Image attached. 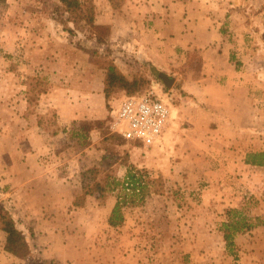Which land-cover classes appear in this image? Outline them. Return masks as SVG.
<instances>
[{
	"label": "rangeland",
	"instance_id": "374dc122",
	"mask_svg": "<svg viewBox=\"0 0 264 264\" xmlns=\"http://www.w3.org/2000/svg\"><path fill=\"white\" fill-rule=\"evenodd\" d=\"M82 1L95 9L96 24L110 27L102 44L90 25L57 12L59 0L0 1V206L9 207L28 241L23 255L14 258L4 252L0 230V264L56 261L35 250L46 248L39 230L46 224L63 237L70 264H264V229L257 230L264 226V177L240 176L239 183L238 174H223L233 155L226 134L219 135L224 142L211 138L214 127L204 129L210 119L196 111L188 131L182 113L189 115V105L181 116L176 111L179 101H186L179 96L181 84L168 85L129 48L149 16L144 0ZM255 5L263 12L259 23L264 27V0ZM260 40L264 44V30ZM180 54L182 62L189 58L186 50ZM111 62L128 78L144 82L136 94L155 91L171 107L169 133L150 147L126 142L112 129L110 111L126 92L116 89L105 97ZM249 89L261 111L252 113L263 124L257 131L262 144L253 136L256 119L242 121L247 120L246 145L256 150L264 148V91L259 94L254 84ZM251 166H243L245 175L264 169ZM133 168L147 174L143 195L120 185ZM104 180L119 184L104 197L85 194ZM249 181L262 186L259 193L247 191L243 206L231 209L243 212L252 227L226 230L230 207L223 208L221 197L231 185ZM118 201L124 221L113 227L108 219ZM61 247L57 242L55 251Z\"/></svg>",
	"mask_w": 264,
	"mask_h": 264
},
{
	"label": "crops",
	"instance_id": "0c3cea01",
	"mask_svg": "<svg viewBox=\"0 0 264 264\" xmlns=\"http://www.w3.org/2000/svg\"><path fill=\"white\" fill-rule=\"evenodd\" d=\"M255 2L257 0H144L145 12L149 16L143 21V32L137 37L133 36V43L129 44V48H133L135 54L146 60L151 69L158 70L160 74L173 73L170 78L176 81V85L181 84L179 96H185L183 98L186 103L179 101L176 111L181 114L184 106L189 105V115L185 117L186 114L182 113L183 118H186L188 131L195 123L192 114L198 112L210 119L205 122L204 129L214 127L211 138L221 140L219 135L223 132L226 134L227 141L222 140L232 148L230 152L233 155L229 159V167L221 170L225 175L238 174L239 183L242 179L240 176L252 180L257 175L264 177V169L259 170V174L256 172L245 175L246 169L243 167L248 165L245 159L249 153L264 152L263 145L256 150H249L246 145L249 143V136L244 124L247 120L242 121L256 119V134L253 136L256 144H262L263 136L257 135V131L263 130V124L252 113L261 111L249 97L251 84L255 85L259 94L264 91V55H258L264 47L260 42L264 27L259 23L263 12L254 9L257 5L252 8ZM135 31L138 33L136 29ZM181 50H186L189 55L183 62L179 58ZM193 54L199 56L193 59ZM258 63L262 65L258 66ZM166 73L164 74L167 75ZM178 132L180 125L175 135ZM255 167L257 166H251ZM252 183L253 181H249L248 184L243 182V186L231 185L224 192L226 195L221 197L225 204L223 208L242 207L245 195L249 192L259 193L258 190L264 186L262 184L258 189ZM263 190L264 188L261 195ZM214 197L215 200L218 199L217 196ZM260 208L258 209L261 210ZM260 212L264 215L262 210ZM42 226L39 229L43 230L40 240L46 248L42 252L35 249L37 254L45 260L70 264V259L64 252L66 244L63 237H58L49 224ZM259 229H264V226L257 230ZM59 241L63 247L57 252L55 247Z\"/></svg>",
	"mask_w": 264,
	"mask_h": 264
},
{
	"label": "trees",
	"instance_id": "16d2710c",
	"mask_svg": "<svg viewBox=\"0 0 264 264\" xmlns=\"http://www.w3.org/2000/svg\"><path fill=\"white\" fill-rule=\"evenodd\" d=\"M4 2L6 0H0ZM184 1V0H182ZM57 12H64L68 14V21H73L76 23H87L95 31V40L97 43H104L107 40L108 35L110 34V27L105 25L96 24V11L93 7L88 5L82 0H59V3L56 5ZM143 81L138 78L130 79L125 76L117 65L114 62H111L106 67V74L104 79V93L105 97H108L111 92L116 89H123L126 92L127 97L136 96L139 89L143 85ZM124 139V138H123ZM125 140V139H124ZM126 142H129L125 140ZM245 163L254 166H264V152L249 153L245 159ZM147 174L138 169H131L128 171L124 182L120 185L131 191L132 193L144 194L147 190L148 182L145 181ZM115 180L109 181H97L94 183L93 189L89 188L85 190L87 195L99 194L101 197H104L106 192L114 190L116 187ZM127 200H123V204H126ZM121 202L118 201L113 208V211L108 219V223L116 227L123 223L124 215L121 212ZM226 215L228 221L223 224L226 230L232 228L235 231L240 230L239 225H245L252 227L251 224H248V217H241L243 212L238 209H226ZM241 217L240 220L237 217ZM234 218H237L238 221H234ZM233 221H230V220ZM0 230L4 233V252L14 258H20L23 255L24 250L28 246V241L25 232L18 226L16 219L13 217V214L9 207L5 204L0 206ZM227 242L231 243L232 236L231 234H226L225 236ZM51 264H62L59 261H51Z\"/></svg>",
	"mask_w": 264,
	"mask_h": 264
},
{
	"label": "built area",
	"instance_id": "2783aa9c",
	"mask_svg": "<svg viewBox=\"0 0 264 264\" xmlns=\"http://www.w3.org/2000/svg\"><path fill=\"white\" fill-rule=\"evenodd\" d=\"M112 129L122 138L150 147L167 131L171 107L155 91L127 97L110 111Z\"/></svg>",
	"mask_w": 264,
	"mask_h": 264
},
{
	"label": "water",
	"instance_id": "95a60500",
	"mask_svg": "<svg viewBox=\"0 0 264 264\" xmlns=\"http://www.w3.org/2000/svg\"><path fill=\"white\" fill-rule=\"evenodd\" d=\"M160 77L165 81L168 85H171L174 82L173 78L168 77L165 74H160Z\"/></svg>",
	"mask_w": 264,
	"mask_h": 264
}]
</instances>
